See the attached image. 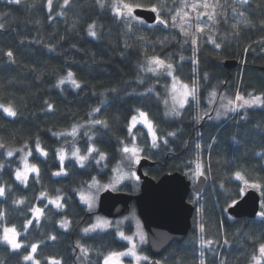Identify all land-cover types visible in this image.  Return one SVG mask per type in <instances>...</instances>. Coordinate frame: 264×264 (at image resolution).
<instances>
[{
  "label": "trees",
  "instance_id": "obj_1",
  "mask_svg": "<svg viewBox=\"0 0 264 264\" xmlns=\"http://www.w3.org/2000/svg\"><path fill=\"white\" fill-rule=\"evenodd\" d=\"M101 2L104 7L97 0H69L66 6L64 0H52L49 7L48 0H0V104L11 105L17 113L11 117L0 109V186L6 189L0 196V233L4 225L14 226L23 245L13 250L0 240V264H31L23 256L33 243L39 245L35 255L40 264H48V258L61 264H103L109 252L125 251L128 244L115 230L82 232L93 215L79 192L94 181L107 182L124 146L133 143L143 159L155 163L145 170L155 180L167 173L190 174L196 162L208 178L204 192L190 200L196 211L188 237L158 257L162 264H256L254 256L264 264L258 251L264 244V217L237 220L227 213L253 183L259 185L264 204V105L239 106L220 123L207 116L215 96L264 98V0H217L218 20L196 45L175 27L138 26L114 12V0ZM125 2L143 9L157 5L169 18L190 0ZM90 25L95 36L89 34ZM154 57L171 64L179 81L196 86V99L190 98L179 116L165 114L171 107V77L160 69L156 74L146 71ZM227 61L238 65L228 70ZM68 72L80 88L68 82L56 87ZM140 111L154 126L157 147L144 126L128 131L131 117ZM97 119L108 126L93 123ZM37 141L47 156L37 150ZM88 147L106 158L92 153L81 168L73 152L79 149L85 155ZM29 151V164L39 175L29 173L24 186L16 172ZM61 151L67 175L56 176ZM237 172L247 186L235 178ZM121 191L132 192L127 184ZM57 196L63 198V208L49 203ZM36 207L43 209L38 222L29 210ZM28 219L33 223L25 229ZM65 222L68 226L62 227ZM124 229L133 233L130 225ZM202 239L213 243L202 247ZM142 252L154 258L147 247Z\"/></svg>",
  "mask_w": 264,
  "mask_h": 264
},
{
  "label": "snow or ice",
  "instance_id": "obj_2",
  "mask_svg": "<svg viewBox=\"0 0 264 264\" xmlns=\"http://www.w3.org/2000/svg\"><path fill=\"white\" fill-rule=\"evenodd\" d=\"M11 2H15V3H19L20 0H11ZM98 3H100L101 7H104V4L101 2V0H97ZM244 2H246V0H244ZM52 0H48V4L49 7L51 6ZM69 3V0H64V5L66 6ZM112 8L114 10V12L118 15L121 16L125 19H131V20H137L138 23H144V21L136 16L133 15V11L134 8H138V7H142L143 5L139 4V3H130V2H125V0H114V2L112 3ZM190 8L191 12H196V19L198 20L200 17L207 15L209 20H214V13H215V8L217 7V5H213V4H209L207 2V0H203V3H193L191 5L188 4H183L181 9L179 11H176L174 14H171L169 18H164L161 16V12H160V7L157 5H152L150 10L156 14L155 19L156 22L160 25H163L165 28L171 26V27H179L180 32L182 33V35L186 38H190V41L193 45L197 44V38L195 36V34L192 32V29L195 28L196 32H200L202 33L204 31V27L206 25H201L200 23H196L193 24L192 22V18L190 17L189 12H185L183 11V8ZM204 8V9H208V8H212L213 12L209 13V12H199L198 9L199 8ZM241 15H243L241 13ZM179 17V22L177 21V18ZM0 27H2V25H0ZM94 27V25H90L89 26V34L92 36H95L96 33L94 31H92V28ZM233 27L235 28L236 25H233ZM209 40L211 41V37H209ZM185 42L187 43L188 40L186 39ZM213 43H215V41H212ZM215 47L219 48L220 45L219 44H215ZM7 55L9 57L12 56V52L9 51L7 53ZM181 59H183V57H181ZM153 65H155V67H153ZM164 68L166 69L167 75L168 76H172L173 78V84L171 86V89L169 91V96L171 98V107L168 110V112H166V115H176L179 116L180 115V111L178 109H182L185 107V105L189 102L188 98L191 97L193 100L196 99V86L193 85L191 88L187 85V84H180V88L182 89V97L180 99L177 98V96L175 95L176 91H177V84L179 83V81L176 79V77L173 76V72H172V65L171 64H165V61L159 58H152L149 60L148 63V67L146 68L147 72H151L153 74H156L159 69ZM66 82L71 83L75 88H80L81 85L77 82L76 79H74V74L72 72H68L67 75L63 78H61L56 87H60L62 85H64ZM149 91H151V89H149ZM212 96H215L216 93L213 92L211 94ZM237 101H243V103L241 105H239L240 107H243L244 105H248V106H252L254 104L256 105H264V98L260 97V96H256L251 100H245L243 97L241 96H237L236 97ZM163 103L167 106L169 104V100L168 99H164ZM233 101L229 100L228 101V105H233ZM49 108L51 109V105H49ZM225 108L227 109L228 106L226 105ZM0 109L3 110V112H5L8 116L11 117H15L17 115L16 111L14 110V108L11 105L5 106L3 104H0ZM231 110H235V107H233ZM95 112H99L100 109H94ZM139 117L141 118V120L139 122L143 123V125L147 128L148 133L151 134L152 137V146L153 147H157V135H156V131L154 129V126L152 124V122L148 119L147 114L143 111L139 112ZM93 123L95 124H101L104 127H107V122L106 121H102V120H94ZM138 123V118L137 116H132L131 117V124L132 127H135L136 124ZM132 127H130L128 129L129 133H132ZM75 132V129L73 130V133H67L66 135H73ZM168 135H175V133H169ZM133 140H135V136L133 135ZM167 141H165L166 143ZM0 147H4V145L2 143H0ZM36 147L37 150L41 152L42 155L47 156V152H44L42 149H40V144L39 141H37L36 143ZM24 148H27V145L24 146ZM17 151H21L23 152L24 149H18ZM140 149H138L136 147L135 144L132 145L131 148H129L127 145L124 146L123 148V152L124 153H131V157L130 159H134L136 163L139 162L138 159V153H139ZM92 153H97L100 157L101 160L105 159V154L103 152H100L98 149L94 148V147H88L87 148V154L85 155H80L79 154V149H76L73 152V156L76 157L77 162L79 163L81 168L85 167V161H87L89 159V156ZM8 156H12L13 155V151L9 150L8 151ZM31 155V152H27L24 160H25V167H24V171H20L17 170L16 172V179L18 181H20L21 184H24L25 186L27 185V180H28V176L29 173H36L37 176L39 175V169L35 166V165H28L27 163V156ZM60 161H61V171H58L56 173H53L56 176H60V175H67V172L63 171V161L65 159V155L63 153V151L60 152ZM97 163H99V160H97ZM0 167H3L2 165H0ZM134 175V174H133ZM197 176L203 175V172L200 171V166L197 165V172H196ZM235 178L239 181H243V183L247 186L249 184V182L245 179V177L240 173L237 172L235 173ZM95 183V181H94ZM253 188H257L259 187V185L253 183L250 185ZM5 191L6 189L2 186H0V196H4L5 195ZM59 191V190H57ZM244 189H241V194H243ZM42 196H46V194H42ZM63 198L60 196H57L55 199L53 200H49V203L55 204L56 207L58 209L63 208L64 205L60 202ZM81 200L85 203L88 204L89 208L92 207V198L91 197H86L83 193H81ZM14 203H18V204H22L24 203V201H14ZM235 203V202H234ZM233 205H230V207ZM262 208H264V204L261 205ZM30 211H32L34 213L35 219L37 220V222L39 221L40 216L43 215V209L36 207V208H31L29 209ZM259 215L261 217H264V211H261L259 213ZM4 217V214L2 212H0V220H2ZM33 223V221L31 219H28L25 221L24 223V228L27 229L29 225H31ZM109 222L108 221H103L98 222L96 225H93L92 228H85L84 232L88 233L90 231H95L97 228H102L103 225H107ZM62 227H67V222L63 223L61 225ZM201 231H203V228L201 229ZM119 236L121 237V239L125 240L128 242V244L130 245V247L127 248L126 251H121V252H117V251H111L109 252L106 256H104V260H103V264H122V258L125 256H130L133 257L136 261L137 264H139L140 261L142 260H147V257L141 256L137 253L136 251V243L133 239V237L126 235L123 232H118ZM20 235L19 232H17L16 228L13 227H8L6 225H4L2 227V233H0V240H2L3 242H5L6 244H8L13 250H19L21 247H23V245L18 242L17 237ZM51 239H55V237H51ZM143 241V237L141 236V242ZM213 241L208 240V241H204L202 239L201 241V245L203 246H207L212 244ZM79 246V245H78ZM39 245L33 243L30 245V252L27 255L23 256V259L25 261H29L31 262V264H40L38 258L36 257V253H37V249H38ZM27 251V248L25 249ZM87 249L81 247V252L82 253H87ZM259 254H260V258L264 259V244H261L259 246ZM254 260H256V264H260V259H258L256 256L253 257ZM48 264H61V261L56 259V258H48ZM200 264H204L203 260H201Z\"/></svg>",
  "mask_w": 264,
  "mask_h": 264
},
{
  "label": "water",
  "instance_id": "obj_3",
  "mask_svg": "<svg viewBox=\"0 0 264 264\" xmlns=\"http://www.w3.org/2000/svg\"><path fill=\"white\" fill-rule=\"evenodd\" d=\"M134 16L142 19L148 25L156 23L150 9L137 8ZM12 63V57H9ZM237 61H227L228 70L236 68ZM155 163L142 159L137 168L141 181L139 194L107 190L100 194L97 213L109 219L126 217L132 205L138 212L147 233L148 249L154 259L150 264H161L158 260L175 243L186 240L192 228V218L195 207L188 202L191 191L201 194L205 188L206 178L201 176L194 188L192 183L180 172L167 173L155 180L145 173V169L153 168ZM261 194L256 188H251L244 196L227 210L228 215L237 220L255 219L261 209Z\"/></svg>",
  "mask_w": 264,
  "mask_h": 264
},
{
  "label": "rangeland",
  "instance_id": "obj_4",
  "mask_svg": "<svg viewBox=\"0 0 264 264\" xmlns=\"http://www.w3.org/2000/svg\"><path fill=\"white\" fill-rule=\"evenodd\" d=\"M198 2L203 3V0H190V2L187 4L191 5L193 3H198ZM207 2L209 4L217 5V0H207ZM219 6L220 5H217V7L215 8L214 20H209L207 15L202 16L197 20L196 19V15H197L196 12H191L190 8H187V7L183 8V11L189 12L190 17L192 18L193 24L200 23L201 25H206L204 27V31L202 33L196 32L195 28L192 29V32L195 34V36L197 38V42H199V41L203 42L205 40V38L208 36V33L211 31V27L217 22V20H218L217 12H218ZM134 10H135V8H134ZM198 11L199 12L212 13L213 9L212 8L204 9L201 7L198 9ZM161 16L166 18L162 14H161ZM132 21L135 22L136 24H138V26L139 25L140 26H142V25L147 26V24L145 22L141 24V23H138L137 20H132ZM177 21L179 22V17L177 18ZM154 25L155 26L159 25L160 27L164 28L163 25H160L157 22ZM175 28L180 32L179 27H175ZM187 39H190V38H187ZM165 64H167V63H165ZM160 70L163 72H166V69H164V68H161ZM172 72H173V70H172ZM173 76H174V74H173ZM170 77H171V86H172L173 78H172V76H170ZM174 77H176V76H174ZM177 80L179 81V79H177ZM180 84H184V83L179 81V83L177 84V91H176L175 95L177 96L178 99H180L182 97V89L180 88ZM171 86H170V88H171ZM190 98L191 97H189L188 100H190ZM229 100L234 102L233 105H228ZM238 102L239 101H237L236 98L232 99V98L227 97L226 95H222L218 98L215 96L214 100L211 102V106H210V109L207 113L208 114L207 116L209 119L214 117L215 121L217 123H220V122L226 120L229 117V115L234 114L239 109V103ZM187 104L185 105V107L187 106ZM226 105L228 106L227 109L225 108ZM254 105H256V104H254ZM233 107H235L234 111L231 110ZM184 108L178 109V110L180 111V110H183ZM137 118H138V123L136 124V126L137 125L144 126L143 123L139 122L141 120V118L139 116H137ZM131 127H132V124H131ZM132 129H133V127H132ZM150 136H151V134H150ZM133 144H135V143H133ZM131 147L132 146H130L129 148H131ZM130 157H131V153H124L123 154L121 162L114 169L111 177L109 178V180L107 182H105V183L100 182L99 183L98 181H95V183L92 182L89 186L80 190V192H79L80 200H81V193H83L86 197L92 198V207L91 208H89L88 204L83 202L82 200H81V202L83 205L86 206L88 213L90 215L91 214L93 215L92 216V223L88 226H84L82 229V232L84 234H92L95 232H104V231H108V230H115L117 237L120 240H122L123 242L128 244V242L121 239V237L118 234V232H123L126 235L133 237V239L137 245V247H136L137 253L141 256L148 258L146 261L145 260L140 261L139 264H150V262L152 260L151 257L149 255H147L145 252L144 253L142 252V249L146 248L148 246L147 234H146V231L143 227V223L140 220L138 213H137V210L135 208L132 209V211L126 217H124L122 219H116V220L108 219L105 216L97 213L99 196H100V194H102L106 190H111L113 192H125V191H121V189L125 184H127V185H129V187H131V190H132L131 194H138L139 193L141 181H140V178L137 174V168H138L139 162L142 160V155H141V152L139 151V153H138L139 162L138 163H136L134 159H130ZM24 158L22 160V169L20 171H24V167H25ZM27 163H28V165H30L29 161H28V156H27ZM195 165L196 166H195V169L193 171V174H191L192 177L190 178L194 184L197 182V180L200 176H206L207 175L205 169L199 163L197 164V162H196ZM197 165L200 166V171L203 172V175H200V176L196 175ZM103 221H108L109 223L107 225H103L102 228H97L95 231H90L88 233L84 232L85 228H92L93 225H96L98 222L102 223ZM125 225H130L133 228L132 234L126 233V231L124 229ZM67 226H68V223H67ZM141 236L143 237L142 242H141ZM128 247H130L129 244H128ZM122 264H137V261L133 257L125 256L122 258Z\"/></svg>",
  "mask_w": 264,
  "mask_h": 264
},
{
  "label": "flooded vegetation",
  "instance_id": "obj_5",
  "mask_svg": "<svg viewBox=\"0 0 264 264\" xmlns=\"http://www.w3.org/2000/svg\"><path fill=\"white\" fill-rule=\"evenodd\" d=\"M189 172H190V174H193V170H190ZM190 174H187L188 178H189V177H192ZM193 186H194V183H193V181H192V187H193ZM193 197H194V194H193V192H191L190 195H189V199L191 200ZM191 203H192V202H191Z\"/></svg>",
  "mask_w": 264,
  "mask_h": 264
}]
</instances>
